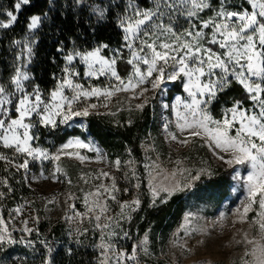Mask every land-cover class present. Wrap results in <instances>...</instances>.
I'll return each instance as SVG.
<instances>
[{
	"label": "snow or ice",
	"instance_id": "snow-or-ice-1",
	"mask_svg": "<svg viewBox=\"0 0 264 264\" xmlns=\"http://www.w3.org/2000/svg\"><path fill=\"white\" fill-rule=\"evenodd\" d=\"M246 2L250 10L230 9L228 0H220L219 7L212 9L213 16L205 20L200 19V13L211 8L210 0H153V7L147 9H141L136 0H126L123 12L116 16L117 26L122 29L125 41L121 48H127L130 53L126 63L131 66L132 71L126 78L121 77L116 67L121 57V49L110 50V57L101 54L104 49H108L107 44H99L87 51L74 47L65 53L61 42L56 51L63 54L65 65L61 68V75L54 76L56 84L47 93L39 85H34L31 91L27 90L25 82L32 79L29 72L24 70L27 64L15 68L9 85L0 83V145L23 155L24 160L23 163L14 164L12 159L0 154V161H7L17 169L27 171L30 159L60 161L61 156L74 155L82 163L90 160V157L78 151L80 149L95 153V160L103 161L104 154L90 138L86 140L72 137L55 152L35 145L40 139V129H56L60 125H68L74 117H88L92 109L107 108V102L119 92H130L129 99L141 101L135 108L143 111L149 105V92H159L163 96L168 91V82L179 81L187 96L177 95L171 105L162 103V108L171 109L175 117L174 121L162 117L165 121L162 128L171 141L181 146L190 141L187 138L179 139L176 133L169 131L173 122L181 135L202 138L215 159L233 169V179L242 181L246 191V202L242 201V207H238L234 213L238 222H245L248 213L254 210L253 205H258V209H255L256 216L251 221V226L258 230V238H249L247 232L244 233L242 242L250 247L245 248L241 264H264V0ZM49 3H53V0H49ZM73 4L81 14L88 13V24H91L93 17L97 23H102L111 12L110 7H104L99 2L73 0ZM31 5L32 0H12L7 9L0 5V14L6 17L0 20V29H8L17 23L19 14ZM113 6L118 8L120 5ZM179 17H185L188 28L181 31L176 29ZM47 19V12L27 18V29L31 35L25 38L17 60L26 57L28 63H31L34 45L38 40L35 33ZM197 19L199 25L194 22ZM206 29L210 31L206 32ZM12 43L21 44L18 40ZM77 60L85 66L84 77H107L110 82L104 86L89 85L86 88L75 79L80 76L74 66ZM112 80L115 83H112ZM233 81L244 87L247 98L252 102V108H245L243 100H235L231 107L225 109L222 118L216 119L208 106L219 94L226 91ZM68 91H71V96L67 94ZM92 97L102 99L105 103L83 104ZM81 104L83 106H78ZM68 149L73 151L69 152ZM113 163L119 171L121 160L117 158ZM176 164L180 165L181 161H176ZM236 166H246V174L242 175ZM145 167L149 169L150 207H156L157 203L166 204L173 196L192 189L194 182L202 177L210 178L215 174L210 167L200 168L194 174L191 170L181 167L164 173L156 161ZM61 172V167L57 165L51 173V178L56 179L57 174ZM132 175L136 176L135 171ZM101 177L111 179V185L101 183L94 191L85 194L84 213L76 211L74 205H69L72 215H66L65 218L74 221L76 218L83 220L87 217L96 222L95 228L101 230V243L95 245L101 250L98 264H128L136 261L139 249L148 253V233L145 232L142 240L134 244L131 253H128L118 249L112 242V238L117 235L114 229L121 227L119 219L130 220L131 213L139 209L142 202L139 196L131 201H118L117 193L121 190L117 186L116 178L108 171H101L96 178ZM87 182L85 180V183ZM0 184L7 188L8 192L13 191L7 178L0 180ZM135 187L140 188L139 182ZM123 191L127 193L129 189L124 188ZM4 196L5 192L0 191V199ZM107 200L119 202V219L108 215L110 208ZM22 210L23 205H20L13 211L19 216ZM32 219L39 224L38 216ZM202 219L204 218L192 211L185 212L182 217V222L177 232L173 233L171 241L173 247L181 250V255L184 251H191L188 245L196 235L210 236L217 226L222 228L226 215L221 212L218 219L205 224L199 223ZM11 222H6L0 216V251L14 244H24L33 251H38L37 242L28 237L34 231L39 236V229L29 227V220L24 219L21 221L23 227L19 229L23 235L17 240L12 235L16 229H9ZM75 231V243L81 244L79 237L88 229L81 231L77 228ZM69 236H72V230L69 231ZM121 238H129V233L124 231ZM38 243L45 249L41 264H57L53 241L45 238L40 239ZM202 243L203 240L197 241L198 245ZM71 251V248L67 249L69 254ZM175 264H179L178 259Z\"/></svg>",
	"mask_w": 264,
	"mask_h": 264
},
{
	"label": "rangeland",
	"instance_id": "rangeland-1",
	"mask_svg": "<svg viewBox=\"0 0 264 264\" xmlns=\"http://www.w3.org/2000/svg\"><path fill=\"white\" fill-rule=\"evenodd\" d=\"M147 1L150 4L149 7H142L137 2L136 3L141 9L152 8L153 0ZM97 2L101 3L104 7H110L111 12L109 14H112L116 17L118 13L123 12L124 3L126 2V0H97ZM219 3L220 0H210L211 8L206 9L204 12L200 13V19L206 20L209 17L213 16L214 13L212 9L218 8ZM115 4H119L120 6L118 8L114 7L113 5ZM0 5H2L5 9L9 8L3 3L2 0H0ZM228 7L230 9L241 10L244 8H249L250 10V6L247 4L246 0H228ZM4 19H6V17L0 14V20ZM165 22H167V18H165ZM194 22L199 25V19L194 20ZM188 27L189 24L186 22L185 17H179L176 23V29L178 31H181L182 29ZM4 30L5 29H0V37ZM205 31H210V29H206ZM30 35L31 34L27 31L24 36L18 39V41L21 42L20 45H15L12 43L11 47L15 50L12 61V74L9 75L5 80H2L0 76V83L9 85L10 78L14 74L15 68L20 67L22 64H27V67L24 70L28 71L30 76L32 77L31 72L29 71L31 63H28L27 58L25 57L22 60L16 59V57L21 54L22 45L25 41V38L30 37ZM123 44H125V41ZM110 50L112 49H109L108 56L104 53V50L101 54L106 57H110ZM125 50L127 51V58H125L127 61V59H129L130 57V53L127 48H125ZM32 59L33 57L31 58V62ZM74 66L76 67L77 71H79V68H82L84 73L85 66L80 63L79 60L74 62ZM131 71L132 68L130 72ZM77 78H75L76 81ZM84 79L91 80L92 78L84 77ZM98 79L105 80L106 84L110 82L107 77H99ZM111 82L115 83L114 80H112ZM177 82H168L166 85L167 89L169 90L173 86V84ZM25 83L27 85V90L31 91L32 87L34 86V84L32 83V79L29 82ZM147 86L150 87V85ZM85 87L87 88L88 86ZM67 94L69 96L72 95L71 91H68ZM177 95H180L182 97L187 96L185 92H183V94L176 93L169 100L168 91L163 96L160 95L159 92L148 93V97L150 98L149 105L154 104L155 97L157 96L156 103L158 104V107H156L154 111V124L157 125L158 128L157 131L151 132L149 136L141 140L140 147L142 149L143 157L140 163H138L135 157L127 151L125 153V156L119 158L122 163L120 166V170L117 171L113 163L117 158L113 160H108L105 151L89 134H86L85 139L87 140L90 138L97 144V146L101 149L102 153L105 156V159L103 161L95 160L96 154L93 152H88L86 149L78 150L82 154L91 158L90 160H87L83 163L77 160L74 155L61 156L60 161L30 159L29 169L25 171V169L21 168V170L23 171V176L28 186L33 190L32 197L24 199L21 204L18 205H23V210L19 216H17L16 213L13 211L18 206H15L11 209L7 218H4L0 213V216H2L6 222L9 220L12 221L11 223H9L8 226L10 230L16 229L12 232L13 237L19 240L23 235V233L19 231V229L23 227L21 221L24 219L29 220L28 226L32 228H38L39 224L41 223L54 225L57 224V222L59 221H63L66 225L67 230L65 242L69 244H76L75 237L77 233L75 230L77 228H79L81 231H83L84 229H88V231L84 235L79 237L82 243L86 241V239H88V233L92 232L90 239H94L92 246L97 253L95 258V264H98V261L101 258V250L95 247V245L101 243V230L95 228L96 222L94 220H89L87 217H85L83 220H81L80 218H76L74 221H68L65 217L66 215H72L69 205H74L76 211H79L81 213L86 212L84 204L85 194L94 191L96 186L100 185L101 183H104L108 186L111 185V179L103 177H101L100 179L96 178L101 171H108L111 173L112 176L116 178L117 186L121 190L119 193H117L118 201H131L134 197L139 196L142 202L141 175L143 174L147 185L146 189L150 206V177L149 169H147L145 166L150 165L153 161H156L161 165V168L164 170V173H168L178 167L189 169L193 172V174L200 168L204 167H210L213 172L217 169V167H222L224 169L231 170L230 177L232 183L229 197L224 202H222L220 206L214 209L215 200L210 199V197H207L206 195H195V187L200 180L194 182V187L192 189H188L182 193H179L184 195L183 199L185 208L178 223L170 225L167 229H163V231L161 232H153L152 230L148 229L146 231L149 236V242L147 244V247L149 249L148 253H145L142 249H139L137 252L136 261L128 262V264H175V261L177 259L179 261V264H241V258L244 256L245 248L250 247L246 246L242 242L244 233L247 232L249 238L253 236H256L258 238L257 228L251 226V221L252 218L256 216L255 209H258V205H253L254 210L248 213L245 222H238L237 216L234 215V213L238 207H242V201L246 202V191L242 186V181H236L233 179V169L227 167L226 165H223L222 162L216 160L202 138L187 137L186 134L181 135L175 127L174 122L169 126V131L176 133L179 139L187 138L190 142L187 145L181 146L168 138L167 133L162 128V125L165 122L162 117H166L168 120L172 121L175 120V117L171 109L165 110L162 108L161 105L162 103H167L169 105L173 104ZM130 96V92L116 93L112 97L111 101L107 102V108L98 107L96 109L90 110V113L109 114L113 116L115 118V121L117 122L119 118V113L123 112L125 117L127 118V124H132L138 117H140L142 111L137 110L135 108V105L137 103H140L141 101L136 99H129ZM87 103H96L99 105L105 103V101L102 99L98 100L97 98L92 97L89 98L87 101L83 102V104ZM83 104L78 106H83ZM208 107L210 108V105ZM244 107L252 108V105L248 107L244 105ZM226 108L228 107H224L222 109V115ZM14 114L15 113L13 111V115ZM80 125H83V127H81ZM60 126L67 127L68 129L79 128L80 130L86 132V123L84 121V117H74L68 125ZM190 148L191 153L185 154L186 151H188ZM67 151L71 152L73 150L68 149ZM0 154L6 155L10 159H12L14 164L23 163L24 160V156L14 153V150L13 153H5L3 151H0ZM63 159L69 161L68 165L71 168L70 170H66L64 168L65 165L62 164ZM178 160L181 161L180 165L176 164V161ZM2 162L9 164L7 161ZM33 163H36L38 165V168H36ZM57 165L61 167L62 172L57 174L56 179H52L51 173L55 170ZM236 167L240 170L242 175L246 174V166ZM133 171H135L136 173L135 177L132 175ZM41 173L43 174L42 176ZM119 173L123 174L126 184L122 185L119 183L117 179ZM126 175L127 179H125ZM82 176L84 177L83 179L81 178ZM34 177L39 178L35 179ZM201 179H203L204 181L209 179V177L204 176ZM85 180H87L88 182L85 183ZM69 181L71 182L69 183ZM138 182L140 184L139 189L135 187ZM124 188H128L129 192L125 193L123 191ZM233 189H235V191H233ZM69 197H71V199ZM49 200H53L54 202L48 203ZM91 200L92 198L90 197L89 201L91 202ZM118 201L107 200V204L110 208L108 215L116 216L117 219H119L117 214L120 212V204ZM160 205L162 204L157 203L156 207ZM139 210L140 208L137 209L135 212L131 213L130 220L119 219L121 227L114 229L117 232V235L112 238V242L116 244L118 249H123L128 253H131L133 245L138 244L145 234L144 233L139 239L134 240L137 235L136 227H138L137 224L140 221L137 215ZM187 211L198 213L199 216L203 217L204 219L199 221L200 224H205L206 222L218 219L219 214L221 212L225 213L226 220L223 223V227L221 228L217 226V228L213 231L210 236L196 235L194 238H192L188 245L191 251H184L181 255V250L177 247H173L171 241L173 240V233L177 232L182 222V217ZM36 216L39 217V224H36L35 221L32 219V217ZM234 220H237V222L233 223ZM70 230H72L71 237L69 236ZM124 231H127L129 233V238H121L123 237ZM39 233L40 235L37 236V233L34 231L28 238L34 241L36 240V238L43 237L44 234H42L40 231ZM180 235L182 236L183 233H180ZM200 240H203L204 243L198 245L197 241ZM237 241H240V243H237ZM129 245H132L131 249L129 248ZM14 246L16 247V251H18L15 256V259H18L19 264H41V260L43 259V257L34 256V254H32V248L27 247L24 244H14Z\"/></svg>",
	"mask_w": 264,
	"mask_h": 264
},
{
	"label": "trees",
	"instance_id": "trees-1",
	"mask_svg": "<svg viewBox=\"0 0 264 264\" xmlns=\"http://www.w3.org/2000/svg\"><path fill=\"white\" fill-rule=\"evenodd\" d=\"M3 3L10 7L12 0H2ZM89 3L97 2V0H88ZM142 7H149L147 0H136ZM48 13V19L36 31L38 37L34 47V55L29 67L32 75V83L47 93L55 84L54 76L61 75V68L64 67L65 61L63 54L56 51L57 46L64 47L65 53L74 47L81 51L92 50L99 44H107L108 49H104V53L108 56L109 49H121V57L117 61V70L121 77H125L130 73L131 67L126 63L127 51L121 48L124 43L123 31L117 26L116 17L112 14L107 15L102 23H97L95 17L92 18L91 24L86 23L88 13H80L73 0H32V5L27 10L19 14V20L13 26L5 29L0 37V76L5 80L12 74V61L15 50L11 47L14 40L24 36L27 29V18L31 15H43ZM80 76L77 81L84 86L97 85L104 86L106 81L102 79L87 80L83 77V69L79 68ZM176 93L183 94L180 82L173 84L168 90V99L170 100ZM157 96L153 105L146 106L132 124H127V118L123 112L119 113L117 122L115 118L109 114L90 113L88 117H84L86 123V132L79 128L68 129L59 126L56 129L41 128L40 139L35 145L48 148L55 151L60 145L64 144L69 138L79 136L85 139L86 134L91 135L97 144L105 151L108 160L122 158L125 153L130 152L138 163L142 160V149L140 147L141 140L150 135L151 132L157 131L158 126L154 124V111L158 107L156 103ZM235 100H243L245 106L252 105L247 98V93L242 85L233 81L226 91L219 94L217 99L210 105L211 114L216 119L222 118V109L232 106ZM0 151L5 153H13L12 149L0 146ZM191 153V148L185 154ZM66 170H70L69 161L62 160ZM36 168L38 165L33 163ZM140 168V167H139ZM7 169V170H6ZM216 169V168H215ZM214 175L207 180L201 179L195 187V195H206L214 201V209L220 206L230 195L231 192V170L217 167ZM141 198L142 203L138 212L137 235L134 240L139 239L148 229L153 232H161L170 225L177 224L184 211V195L177 194L173 196L166 204L158 207L149 206V198L147 195L146 182L141 175ZM7 178L9 186L13 191L0 184V191L5 192V196L0 199V213L4 218L9 216L12 208L21 204V202L32 197L33 190L28 186L21 169L0 161V180ZM117 179L120 184H126L123 174L119 173ZM213 209V210H214ZM39 231L44 234L41 238H36V249L33 251L34 256H42L45 252L43 246L38 241L47 238L53 241L55 248L54 256L57 264H95L96 250L93 248V240L90 239L92 232H89L88 239L81 244H69L65 242L66 225L63 221L57 224L49 225L46 223L39 224ZM71 248V253L67 249ZM132 248V245H129ZM16 247L14 245L6 246L4 251H0V264H19L15 259Z\"/></svg>",
	"mask_w": 264,
	"mask_h": 264
}]
</instances>
